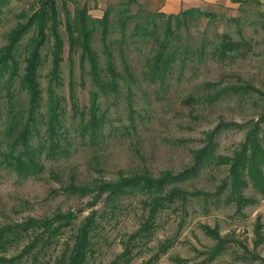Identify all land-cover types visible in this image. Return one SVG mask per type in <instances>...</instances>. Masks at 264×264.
Wrapping results in <instances>:
<instances>
[{"label":"rangeland","instance_id":"374dc122","mask_svg":"<svg viewBox=\"0 0 264 264\" xmlns=\"http://www.w3.org/2000/svg\"><path fill=\"white\" fill-rule=\"evenodd\" d=\"M84 1L79 0V5ZM135 1L132 14L139 10L142 14L158 12L154 0ZM120 2L123 0L112 4ZM39 6V0H8L0 10V49L6 44L7 33L18 23L17 17L22 13L29 16ZM107 6L88 1L89 15L101 18ZM57 7L63 19L59 3ZM68 7L72 10L71 4ZM206 12L213 17L189 18L178 30L175 63L162 84L152 82L147 73L152 45L128 43L125 55L134 82H120L117 95L100 97L103 127L93 142L80 137L79 118H75L69 98L73 82L78 109L88 108L89 81L81 80L78 58L70 61L68 44L64 43L60 80L52 89L63 99L62 129L58 133L65 137L61 142L65 151L53 160L43 157L44 172L36 179L20 180L0 168V225L51 218L56 213L73 214L74 227L59 239L51 254L55 258L66 244H72L76 226L92 212L101 216L105 208L104 196L95 192L85 197L64 193L67 186L94 190L100 184L122 180L172 177L179 182L167 183L165 189L185 194V204L175 199L157 212L151 239L137 245L130 264H264V196L249 185L242 196L250 203H242L237 211L226 200L230 165L221 162L240 151L247 133L260 122L258 137L264 146V7L247 4ZM60 30L64 38L63 26ZM225 35L235 43L244 40L250 52L243 58L217 63L210 54ZM31 37L29 33L24 38L20 50ZM116 39L118 30L111 37ZM202 44L205 55L198 57L194 53ZM50 49L51 42L42 50L39 72L43 105L49 86ZM95 49L99 50L98 44ZM203 151L208 156L198 161ZM156 196L136 193L122 197L113 218L102 215L94 234V255L88 264H110L121 254L123 244L147 216L144 203ZM204 227L226 241L223 252L213 259L217 242ZM161 246L165 253L153 260ZM14 254L10 252L8 257Z\"/></svg>","mask_w":264,"mask_h":264},{"label":"trees","instance_id":"16d2710c","mask_svg":"<svg viewBox=\"0 0 264 264\" xmlns=\"http://www.w3.org/2000/svg\"><path fill=\"white\" fill-rule=\"evenodd\" d=\"M78 1L39 0L37 10L29 16L22 13L17 17L18 23L7 33L6 44L0 49V168L9 170L20 180L40 177L44 172L42 158L53 160L65 151L61 147L65 137L58 133L62 129L60 117L63 115V99L58 98L52 89V85L58 84L60 80L65 42L68 44L70 61L77 56L81 80L87 78L91 88L89 107L82 111L78 109L75 100L73 82L70 83L69 98L74 116L79 118L77 131L80 137H88L93 142L103 127L104 116L99 115L98 108L100 97L117 95L120 82L125 85L134 82L125 55L128 43L152 45L153 56L146 63L147 73L152 82L159 81L162 84L175 63L178 30L186 26L189 18L196 20L213 17L209 12L196 9L183 11L176 16H166L160 12L142 14L141 10L132 14L130 9L136 1L123 0L118 4H108L102 17L95 19L89 15V0H85L82 5ZM7 2L0 0V10ZM57 3L60 4L63 19H60ZM68 3L72 5V10ZM114 30H118L119 39L111 40ZM29 33H32V37L21 51V43ZM49 42L51 69L48 74L46 104L43 105L39 72L43 66L42 50ZM96 44L99 50L95 49ZM249 52V45L244 40L235 43L225 35L210 56L217 63L224 64L226 61L243 58ZM194 54L203 57L205 46L202 44ZM21 95H24V99ZM261 123L255 124L247 133L240 151L232 159H221L223 164L230 165V190L226 200L234 204L237 211L243 204L250 203L242 196L249 185L264 196V146L258 137ZM206 154L208 156V152H201L198 161L207 157ZM175 181L178 179L172 177L161 180L136 178L116 184H100L94 190L77 188L71 184L63 192L80 197L94 192L101 198L104 196L105 208L101 216L105 218L115 216L122 197L136 193L158 195L150 203H144L148 212L142 225L128 237L121 254L110 263L130 264L137 245L151 239L156 228L157 212L175 199L185 204V194L165 189L167 183L175 184ZM101 216L95 211L84 218L76 226L72 244H66L65 249L55 258L51 254L59 239L66 230L74 227L76 218L73 214L56 213L51 218H29L20 223L0 225V264H88L94 255L93 239ZM203 229L214 235L217 242L212 251L213 259L216 254L223 252L226 241L209 228ZM10 252L15 254L8 257ZM163 253L165 248L161 246L153 260H158Z\"/></svg>","mask_w":264,"mask_h":264},{"label":"crops","instance_id":"0c3cea01","mask_svg":"<svg viewBox=\"0 0 264 264\" xmlns=\"http://www.w3.org/2000/svg\"><path fill=\"white\" fill-rule=\"evenodd\" d=\"M93 3L110 4L116 0H89ZM158 12L170 16L191 9L208 11V9H235L241 5H255L264 7V0H154Z\"/></svg>","mask_w":264,"mask_h":264}]
</instances>
